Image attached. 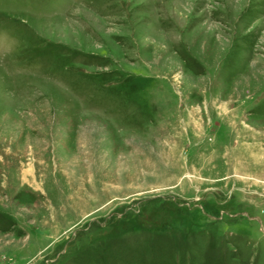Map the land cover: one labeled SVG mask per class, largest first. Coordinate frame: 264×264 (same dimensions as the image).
Wrapping results in <instances>:
<instances>
[{
  "label": "rangeland",
  "instance_id": "obj_1",
  "mask_svg": "<svg viewBox=\"0 0 264 264\" xmlns=\"http://www.w3.org/2000/svg\"><path fill=\"white\" fill-rule=\"evenodd\" d=\"M0 264H264V0H0Z\"/></svg>",
  "mask_w": 264,
  "mask_h": 264
}]
</instances>
